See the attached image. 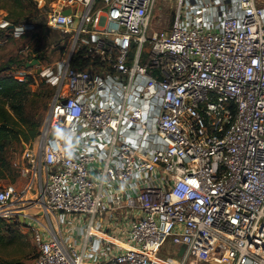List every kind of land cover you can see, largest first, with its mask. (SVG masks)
I'll return each mask as SVG.
<instances>
[{"label": "built area", "instance_id": "obj_1", "mask_svg": "<svg viewBox=\"0 0 264 264\" xmlns=\"http://www.w3.org/2000/svg\"><path fill=\"white\" fill-rule=\"evenodd\" d=\"M41 4L40 20L2 21L69 40L54 64L22 52L54 86L18 162L40 211L0 180V218L24 214L31 264H201L212 251L214 264H264V0Z\"/></svg>", "mask_w": 264, "mask_h": 264}, {"label": "trees", "instance_id": "obj_2", "mask_svg": "<svg viewBox=\"0 0 264 264\" xmlns=\"http://www.w3.org/2000/svg\"><path fill=\"white\" fill-rule=\"evenodd\" d=\"M34 0H0V9L7 11L6 20L13 25L35 21L36 7ZM45 4L51 0H44ZM39 28H49L37 23ZM51 29V28H50ZM5 30H9L5 28ZM39 35V34H36ZM37 58L43 60L39 50ZM25 66V61L8 62L0 65V179L7 176L12 169V160L24 143L33 142L40 134L47 116L52 87L44 81L38 85L35 78L29 75L23 79L15 77L11 68ZM23 224L18 218H0V248L20 244V234H16L14 225ZM0 264H24L16 258L0 257Z\"/></svg>", "mask_w": 264, "mask_h": 264}, {"label": "rangeland", "instance_id": "obj_3", "mask_svg": "<svg viewBox=\"0 0 264 264\" xmlns=\"http://www.w3.org/2000/svg\"><path fill=\"white\" fill-rule=\"evenodd\" d=\"M53 0H51L52 2ZM50 2V3H51ZM33 3H35L36 11L35 14H37L36 19L40 20L39 16V7L42 5L41 0H34ZM48 3V4H50ZM7 11L5 9H0V65L3 63L8 62H20L22 60L23 55V49L26 45H30L33 48H36L39 50V52L43 54V64H54L57 61L61 60L64 56V52L67 49V46L69 45L68 36L60 32L56 29H50V28H39L35 30L34 32L27 33L23 35L22 37H16L10 32L9 30H5V28L2 26V21L6 20ZM161 15H156L155 18V24L157 28L164 27V24L162 23ZM39 34V35H36ZM148 51V47L145 48L144 54H146ZM28 72L27 75L30 74H36L39 72V68L33 67V68H25V66H16L14 65L10 72L17 78L21 79L19 76V71ZM26 74V73H25ZM36 81V79H35ZM43 80L40 79L39 76H37L36 83L40 85ZM45 84H48L52 87V93L54 90V86L50 83H47L44 81ZM25 147V144H24ZM24 149V148H23ZM23 150H19L17 153H15L13 160H12V169L7 173V176L4 177L2 180L5 183H11L17 186L19 190L22 192H25L23 194V198L25 199H35V200H26L28 208L34 207L38 203V200L40 198V195L37 194L35 191L36 188H40L39 184L35 183L33 188L28 187L29 184V178L24 176L21 173V170L19 168L18 162H21V155ZM35 188V189H34ZM28 192V193H27ZM27 193V195H26ZM18 201V200H17ZM38 208V207H37ZM37 208H32L29 211L31 215H36L38 212H35L38 210ZM40 208V207H39ZM41 209V208H40ZM16 216H12L10 218H15ZM10 218H8L10 220ZM13 229L16 230V234H20V244L17 246L12 247H1L0 248V257L3 258H16L18 260H21L24 262V264H31L32 260L36 256L38 250L36 246L33 243L32 234L30 230L25 227L23 224L21 225H14ZM175 247L172 244V241L169 240L167 243L162 247L160 255L163 257H166L168 255H174L175 254ZM222 257L214 254L212 251L211 254L205 255L204 258L201 260V264H214L215 262L223 261Z\"/></svg>", "mask_w": 264, "mask_h": 264}, {"label": "water", "instance_id": "obj_4", "mask_svg": "<svg viewBox=\"0 0 264 264\" xmlns=\"http://www.w3.org/2000/svg\"><path fill=\"white\" fill-rule=\"evenodd\" d=\"M70 12V10H66L65 13L68 14ZM174 18V13L172 14V20ZM39 63V60L38 59H35L33 60L31 63L28 64V66H33L35 64H38ZM54 137V135H53ZM19 219L21 222L24 221V214L23 213H20L19 214ZM184 251H185V245L181 246L180 250L178 251V256H182L184 254Z\"/></svg>", "mask_w": 264, "mask_h": 264}, {"label": "bare ground", "instance_id": "obj_5", "mask_svg": "<svg viewBox=\"0 0 264 264\" xmlns=\"http://www.w3.org/2000/svg\"><path fill=\"white\" fill-rule=\"evenodd\" d=\"M27 193H28V192H27ZM27 193H26V195H27ZM23 200H35V199H32V198H31V199H25V197H24ZM27 206H28V205H27L26 203H25V204L22 203V205H21V207H24V208H23V211L26 212V213H29V211H27V210H31L32 208H37V207H38V208H37L38 210H36L35 212H39V211H40V208H39L40 206H39V204L34 205V207H32V208H28ZM41 218H42V217H41Z\"/></svg>", "mask_w": 264, "mask_h": 264}, {"label": "crops", "instance_id": "obj_6", "mask_svg": "<svg viewBox=\"0 0 264 264\" xmlns=\"http://www.w3.org/2000/svg\"><path fill=\"white\" fill-rule=\"evenodd\" d=\"M24 144H27V143H24ZM24 147V146H23ZM3 183H5L2 179H0Z\"/></svg>", "mask_w": 264, "mask_h": 264}]
</instances>
